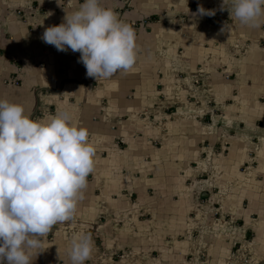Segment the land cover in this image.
<instances>
[{
    "label": "crops",
    "instance_id": "obj_1",
    "mask_svg": "<svg viewBox=\"0 0 264 264\" xmlns=\"http://www.w3.org/2000/svg\"><path fill=\"white\" fill-rule=\"evenodd\" d=\"M99 2L134 29L137 60L96 80L41 38L82 0H0V99L41 122L68 113L96 149L31 264H72L81 233L84 264H264V26L222 0Z\"/></svg>",
    "mask_w": 264,
    "mask_h": 264
},
{
    "label": "clouds",
    "instance_id": "obj_2",
    "mask_svg": "<svg viewBox=\"0 0 264 264\" xmlns=\"http://www.w3.org/2000/svg\"><path fill=\"white\" fill-rule=\"evenodd\" d=\"M225 9L242 26H264V0H222ZM215 11L197 7L201 16ZM41 38L58 51H78L86 75L96 80L127 72L137 60L134 29L99 0H82ZM88 138L66 112L41 122L23 105L0 99V264H31L28 250L42 247L37 237L73 218L94 169L96 149ZM92 251L88 234L72 238V264H84Z\"/></svg>",
    "mask_w": 264,
    "mask_h": 264
},
{
    "label": "built area",
    "instance_id": "obj_3",
    "mask_svg": "<svg viewBox=\"0 0 264 264\" xmlns=\"http://www.w3.org/2000/svg\"><path fill=\"white\" fill-rule=\"evenodd\" d=\"M133 26H135V24H133Z\"/></svg>",
    "mask_w": 264,
    "mask_h": 264
}]
</instances>
